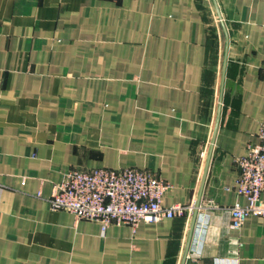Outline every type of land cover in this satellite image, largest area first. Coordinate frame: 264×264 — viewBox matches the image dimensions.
<instances>
[{
	"label": "crops",
	"instance_id": "crops-1",
	"mask_svg": "<svg viewBox=\"0 0 264 264\" xmlns=\"http://www.w3.org/2000/svg\"><path fill=\"white\" fill-rule=\"evenodd\" d=\"M263 121L264 0H0V264H264V217L230 227ZM99 167L209 207L202 253L196 211L103 231L51 207Z\"/></svg>",
	"mask_w": 264,
	"mask_h": 264
},
{
	"label": "built area",
	"instance_id": "built-area-1",
	"mask_svg": "<svg viewBox=\"0 0 264 264\" xmlns=\"http://www.w3.org/2000/svg\"><path fill=\"white\" fill-rule=\"evenodd\" d=\"M258 143H250L245 153L236 158L239 169L237 193L248 203H236L230 209L232 229H240L252 215L264 217V121L259 128ZM172 187L149 169L127 167L121 169L74 168L67 170L49 199L52 208L72 213L78 219L101 223L103 231L111 224L137 226L140 222H158L185 212L198 213L195 234L206 220L202 238L197 239V254L202 253L209 226V207L176 203L163 204V198ZM213 264H240L234 257L216 256Z\"/></svg>",
	"mask_w": 264,
	"mask_h": 264
},
{
	"label": "water",
	"instance_id": "water-1",
	"mask_svg": "<svg viewBox=\"0 0 264 264\" xmlns=\"http://www.w3.org/2000/svg\"><path fill=\"white\" fill-rule=\"evenodd\" d=\"M194 221H195V218H194Z\"/></svg>",
	"mask_w": 264,
	"mask_h": 264
},
{
	"label": "rangeland",
	"instance_id": "rangeland-1",
	"mask_svg": "<svg viewBox=\"0 0 264 264\" xmlns=\"http://www.w3.org/2000/svg\"><path fill=\"white\" fill-rule=\"evenodd\" d=\"M192 213V212H191Z\"/></svg>",
	"mask_w": 264,
	"mask_h": 264
}]
</instances>
